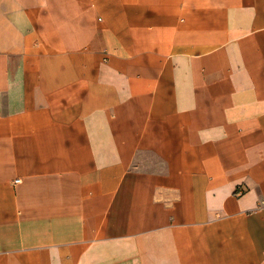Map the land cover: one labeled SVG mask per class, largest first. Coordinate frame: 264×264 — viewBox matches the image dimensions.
I'll return each mask as SVG.
<instances>
[{"label": "crops", "instance_id": "obj_1", "mask_svg": "<svg viewBox=\"0 0 264 264\" xmlns=\"http://www.w3.org/2000/svg\"><path fill=\"white\" fill-rule=\"evenodd\" d=\"M0 264H264V0H0Z\"/></svg>", "mask_w": 264, "mask_h": 264}, {"label": "built area", "instance_id": "obj_2", "mask_svg": "<svg viewBox=\"0 0 264 264\" xmlns=\"http://www.w3.org/2000/svg\"><path fill=\"white\" fill-rule=\"evenodd\" d=\"M17 182H19V180Z\"/></svg>", "mask_w": 264, "mask_h": 264}]
</instances>
